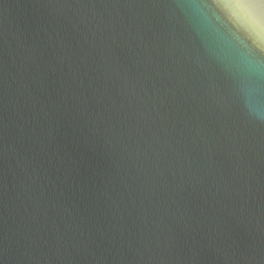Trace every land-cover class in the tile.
<instances>
[{
	"label": "water",
	"instance_id": "95a60500",
	"mask_svg": "<svg viewBox=\"0 0 264 264\" xmlns=\"http://www.w3.org/2000/svg\"><path fill=\"white\" fill-rule=\"evenodd\" d=\"M0 0V264H264V5Z\"/></svg>",
	"mask_w": 264,
	"mask_h": 264
},
{
	"label": "clouds",
	"instance_id": "9594fccd",
	"mask_svg": "<svg viewBox=\"0 0 264 264\" xmlns=\"http://www.w3.org/2000/svg\"><path fill=\"white\" fill-rule=\"evenodd\" d=\"M216 3H217L218 9L226 17V19L231 24V26L233 27L234 30H236L239 34H241L244 38H246L248 40H256L257 39V37L255 35L246 36L243 32L239 31V29L237 28V25L235 23H233V18H232L233 9L218 6V0H216ZM260 3H261V5H264V0H260ZM261 20H262V22H264V15H261Z\"/></svg>",
	"mask_w": 264,
	"mask_h": 264
}]
</instances>
